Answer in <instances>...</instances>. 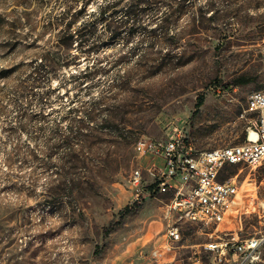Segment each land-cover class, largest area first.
I'll use <instances>...</instances> for the list:
<instances>
[{
    "label": "rangeland",
    "instance_id": "374dc122",
    "mask_svg": "<svg viewBox=\"0 0 264 264\" xmlns=\"http://www.w3.org/2000/svg\"><path fill=\"white\" fill-rule=\"evenodd\" d=\"M106 1L97 0L90 12ZM206 3L196 0V20ZM209 3L205 16L216 19L198 30L196 40L149 47L105 34L94 56L81 55L70 67L43 66L37 86L32 78L44 55L57 49L64 26L53 29L52 23L66 6L60 0H0V264H229L204 246L264 235V162L227 166L221 180L233 178L240 188L231 214L218 227L179 223L183 236L175 246L164 238L170 195L142 198L136 211L120 216L137 202L131 173L150 165L138 158V141H161L177 125L197 151L233 146L260 117L244 110L264 86V0ZM191 17L180 15L168 35L186 38ZM223 29L228 37L219 41ZM78 52L75 44L72 53ZM148 52L152 57L144 58ZM175 53L181 56L172 58ZM94 63L105 72L79 87L72 77ZM214 85L232 91L217 97ZM43 92L48 95L41 103ZM70 149L78 160L67 159ZM65 180L79 185L60 186Z\"/></svg>",
    "mask_w": 264,
    "mask_h": 264
},
{
    "label": "built area",
    "instance_id": "2783aa9c",
    "mask_svg": "<svg viewBox=\"0 0 264 264\" xmlns=\"http://www.w3.org/2000/svg\"><path fill=\"white\" fill-rule=\"evenodd\" d=\"M262 62L264 74V46ZM210 91L222 97L230 95L232 88L214 85ZM247 112H258L260 117L250 124L241 144L197 151L177 125L169 127L161 141L141 139L136 143L138 158L148 159L150 165H139L131 173L135 198L170 195L166 208L176 222L167 228L169 241L182 240L179 223L218 227L225 222L237 204L240 188L233 178L221 180L223 171L234 165L256 168L264 162V86L250 96L244 114ZM176 195H183V202H176ZM204 248L229 264H257L264 256V235L225 238Z\"/></svg>",
    "mask_w": 264,
    "mask_h": 264
},
{
    "label": "trees",
    "instance_id": "16d2710c",
    "mask_svg": "<svg viewBox=\"0 0 264 264\" xmlns=\"http://www.w3.org/2000/svg\"><path fill=\"white\" fill-rule=\"evenodd\" d=\"M66 7L65 12L61 15V18L52 23L53 29H62L57 36V49L50 54H45L44 59L39 64L35 76L32 81L35 85L39 86L43 82V66L55 67L57 64L64 62L66 67H70L73 64H77L81 55L94 56L102 48L107 39L104 38L105 34H108V40L116 41L122 40L125 44L135 42L137 44H147L149 47L155 46H168L174 48L180 44L183 40L191 41L196 40V36L200 33L198 30H207L211 19L215 18L213 15L210 18L205 16L209 11V0L204 8L200 9V19L195 18V2L196 0H108L96 8L95 11L90 12L89 7L95 4L97 0H60ZM207 6V8H206ZM197 12V11H196ZM192 14L188 23L189 29H186L184 34L168 35V31L171 26L176 25L178 17L183 14ZM217 26H221L220 22H214ZM99 26H102L104 32L99 31ZM155 26V27H154ZM217 39L223 41L228 35L223 30H220ZM185 38V39H184ZM76 44L77 54H73L72 50ZM138 50V47L134 49V53ZM172 58L180 57L181 54H173ZM152 55L148 52L144 58H151ZM124 57L120 56L118 60H122ZM105 72V69L97 64L88 65L86 70L79 72L78 75L73 76L77 81L78 86H82L85 81L93 80L98 75ZM220 77L216 78L214 82L218 83ZM248 81H237L236 86H242L247 84ZM48 92H43L38 96V100L42 103ZM100 99L93 100V108L91 112L97 110V106L100 104ZM204 103V98L201 97L197 103V110ZM23 112V109H20ZM24 119V113H22ZM25 124L20 121L19 128H24ZM73 127L81 129L79 121H73ZM14 127L7 129L9 133H12ZM61 143L65 144L67 139H63L61 135ZM80 136L79 130L75 131L74 138ZM53 151V149L51 150ZM69 158L75 160L79 159L77 151L70 149ZM65 188H74L73 186L79 185V180H72L67 182L66 180L59 184ZM142 200V199H141ZM137 201L132 206L125 207L120 216H124L136 211L140 207V201ZM116 225V224H115ZM113 228V227H111Z\"/></svg>",
    "mask_w": 264,
    "mask_h": 264
},
{
    "label": "crops",
    "instance_id": "0c3cea01",
    "mask_svg": "<svg viewBox=\"0 0 264 264\" xmlns=\"http://www.w3.org/2000/svg\"><path fill=\"white\" fill-rule=\"evenodd\" d=\"M175 215H171V220H170V222H168V224H167V228H168V226H169V224L170 223H173V222H171L173 219H175ZM193 224V223H192ZM197 225V224H196ZM167 228H166V231H167ZM180 228H181V235H182V230H183V227L182 226H180ZM183 236V235H182ZM164 238H165V240H166V244H168V245H172V246H175L174 244H178L179 242H176V241H169L168 240V238H167V236H166V232H165V234H164Z\"/></svg>",
    "mask_w": 264,
    "mask_h": 264
},
{
    "label": "bare ground",
    "instance_id": "6f19581e",
    "mask_svg": "<svg viewBox=\"0 0 264 264\" xmlns=\"http://www.w3.org/2000/svg\"><path fill=\"white\" fill-rule=\"evenodd\" d=\"M176 202H183V195H176Z\"/></svg>",
    "mask_w": 264,
    "mask_h": 264
}]
</instances>
